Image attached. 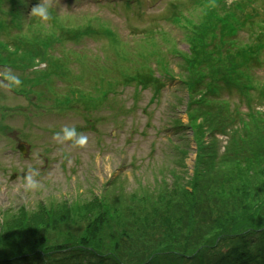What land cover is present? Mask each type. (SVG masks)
I'll list each match as a JSON object with an SVG mask.
<instances>
[{"label": "rangeland", "instance_id": "1", "mask_svg": "<svg viewBox=\"0 0 264 264\" xmlns=\"http://www.w3.org/2000/svg\"><path fill=\"white\" fill-rule=\"evenodd\" d=\"M126 1L131 0H52L49 21L31 16V10L18 11L22 32L0 34L12 56L11 70L0 68L4 79L0 78V225L21 209L36 214L42 208L47 218H64L67 225L54 234L55 240L38 241L39 235L29 234L30 240L19 244L31 260L69 244L90 247L96 254L118 251L130 264L143 262L144 255L137 251L140 246L151 249L152 264H223L230 252L245 248L238 245L249 241L243 237L245 228L261 226L256 217L264 214V167H235L198 155L200 142L188 132L191 124L200 132L199 139L207 135V130L199 131L204 121L198 109L186 111L183 80L194 74L188 66L199 59L197 51L186 50L178 27L185 32L200 25L205 0H140L131 6ZM208 2L213 5L215 0ZM225 2L240 21L243 15L234 7L246 9L239 33L245 37L250 30L247 15L252 9H264V0ZM259 20L264 21V16ZM252 34H264V25ZM185 39L198 42L196 36ZM4 49L0 46V52ZM36 68L46 72L38 73ZM104 71L111 89L119 88L118 95L107 94V105L96 109L87 96L94 93L91 82L101 90L98 84ZM9 75L21 80L13 92ZM142 79L147 90L136 99L134 88L121 90L126 82L141 89ZM45 87L56 95V102ZM20 89L26 96H19ZM223 96L231 103L237 101L235 95ZM73 99L83 105L78 102L72 108ZM57 102L59 110L52 107ZM213 114L217 115H209ZM255 121L262 124L264 117ZM64 126H75L86 135V145H58L53 133ZM19 141L25 145L24 156L17 150ZM29 167L40 172L41 187L25 192L19 177ZM222 180L228 189H213L211 193L220 199L214 204L203 201L207 207H201L210 216L201 236L194 239L193 221L185 213L195 199L205 197L198 192L200 186L205 189ZM160 199L162 207L155 203ZM159 207V212H171L169 231L157 225L152 210ZM132 209L140 216L133 218ZM188 237L192 240L179 252L178 244ZM250 239L261 241L256 235ZM253 246L250 243L248 248Z\"/></svg>", "mask_w": 264, "mask_h": 264}, {"label": "trees", "instance_id": "2", "mask_svg": "<svg viewBox=\"0 0 264 264\" xmlns=\"http://www.w3.org/2000/svg\"><path fill=\"white\" fill-rule=\"evenodd\" d=\"M211 25V24H210ZM204 26H201L196 30H204ZM191 47L192 51H197L198 59H201L202 56L200 51L194 46ZM199 61V60H198ZM195 66H188L189 70L194 69ZM242 75H237L235 80L231 81L235 85V88L240 90L241 88H245L247 90L250 89V82L248 81L246 84L241 82ZM191 87V86H190ZM234 89V88H232ZM264 94V89L261 90ZM194 100V99H193ZM217 115L214 114L210 116V108L202 109L200 112H197L199 116L204 121V124L200 126L202 131L207 130V135L203 136V138L198 137L200 132H197V128H195V135L198 141L200 142V147L202 149H197L198 155L203 154L204 157L211 160H219L223 163H227L232 166H240V165H251V166H259L262 165L264 167V122L262 124L257 123L255 120L259 116V114L254 113L248 116L246 119L243 118V115L236 114L232 117H226L225 115H221L224 113L223 106L220 104H214L211 106ZM218 111V112H216ZM196 112V111H195ZM209 115V116H208ZM250 117V119H249ZM254 123V124H250ZM237 125V127H233ZM194 128V127H193ZM207 128V129H206ZM226 129H233L231 132L230 139L228 141L227 149H224V153L219 156L218 155V145L216 141L213 139V135L216 132L225 133ZM247 132V130H249ZM231 145V146H230ZM232 152V153H231ZM231 153V154H230ZM191 188L194 189V183H191ZM209 190L210 193L208 191ZM200 186L198 192H203L204 196L199 201H196L193 207H190L188 211L185 213V218H191L193 221V225L190 229V236L197 239L201 236L204 227L206 226V221L210 216V213L205 210V208L201 207V205H206L204 200H207L214 204L217 200H220L216 195H213L211 192L213 189H222L225 191L228 189V184L225 181L214 182L212 187ZM162 199H166L162 198ZM232 202V201H229ZM158 206L162 207L165 204L162 200H158L155 202ZM97 207L100 205L96 201ZM160 207L156 210H152L155 218L158 220L157 225H162L163 228L167 231L171 228V215L170 210L165 212H159ZM171 208V207H170ZM66 213V210H64ZM129 214L135 218L136 216H140V213H137L136 210L129 211ZM48 212L45 213V210L40 208L36 214H30L24 209L20 210L17 215L12 218L4 221L2 225H0V264H81L82 261H85L86 264H130L126 259L120 255L118 251L109 254H96L94 253L90 247H81V246H73L64 244V248L56 250H49L46 252H42L41 256L36 259L31 260L27 257V254H23L19 244L22 242H28L30 240L29 234H37L40 237L38 241H46V240H55L57 235L59 234L60 228L67 225V223H63L64 218L61 216L57 219L54 216H50L47 218ZM144 221H147L148 215H145ZM258 221H262L261 226L253 227L252 225H248L245 228V235L243 237H247L249 241L243 240L238 245L241 247L245 246V248H241L243 250H233L223 259V264H264V214L261 217V214L256 217ZM62 222H59V220ZM155 226V224H153ZM156 225V226H157ZM49 227H53L49 229ZM56 228H59L57 231ZM206 229V228H205ZM58 232V233H53ZM21 233V234H19ZM63 233H65L63 231ZM2 234V235H1ZM26 236H22V235ZM256 235L261 238V241H251V236ZM17 236V237H16ZM30 237V238H29ZM190 237H188L183 243H179L178 249L179 252H182L183 249H186L187 244L191 241ZM37 241V242H38ZM35 242V243H37ZM223 240L220 238L219 244H221ZM246 243L245 245H242ZM252 243L253 248H248V245ZM139 252H142L144 257L142 258V263L140 264H152V255L150 256L149 251L150 248L146 246H140L138 248ZM147 255V257H146ZM150 256V257H149ZM47 260V262H45ZM145 260V261H144ZM36 262V263H35ZM139 264V262H137Z\"/></svg>", "mask_w": 264, "mask_h": 264}, {"label": "clouds", "instance_id": "3", "mask_svg": "<svg viewBox=\"0 0 264 264\" xmlns=\"http://www.w3.org/2000/svg\"><path fill=\"white\" fill-rule=\"evenodd\" d=\"M30 15L42 21H49L52 18V0H38L36 5L31 8ZM8 80L10 86H18L21 84V80L14 75H9ZM53 139L58 145H64L70 142L72 147L78 148H83L88 141V137L79 133L75 126L62 127L60 131L53 133ZM21 173H23V176L20 175L19 177L20 187L25 192L37 191L40 189V172L37 169L29 167Z\"/></svg>", "mask_w": 264, "mask_h": 264}]
</instances>
